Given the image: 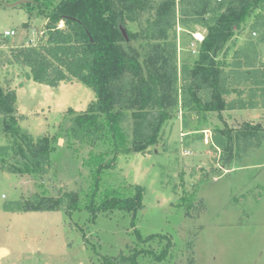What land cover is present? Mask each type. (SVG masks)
Returning <instances> with one entry per match:
<instances>
[{
	"label": "rangeland",
	"instance_id": "rangeland-1",
	"mask_svg": "<svg viewBox=\"0 0 264 264\" xmlns=\"http://www.w3.org/2000/svg\"><path fill=\"white\" fill-rule=\"evenodd\" d=\"M107 1L119 51L137 58L144 75L148 58L161 67L169 117L155 146L119 155L95 190L86 160L100 147L65 134L93 92L75 81L38 85L12 56L43 40L45 17L59 0H0V37L15 32L0 44V87L16 93L17 114L28 116L15 135L3 132L0 116V264H103L135 251L143 252L135 264H264V1L215 54L216 78L207 81L195 68L214 16H194V0ZM134 79L125 74L116 86L129 95ZM215 86L224 92L219 97ZM213 101L219 110L200 106ZM138 108L127 109L122 122L130 146L142 120ZM44 138L56 149L34 158ZM135 186L143 190L135 215L116 210L94 218L90 210L66 209L68 193L83 208L129 197ZM42 203L55 211H27ZM168 241L166 257L155 261L150 254Z\"/></svg>",
	"mask_w": 264,
	"mask_h": 264
},
{
	"label": "trees",
	"instance_id": "trees-1",
	"mask_svg": "<svg viewBox=\"0 0 264 264\" xmlns=\"http://www.w3.org/2000/svg\"><path fill=\"white\" fill-rule=\"evenodd\" d=\"M234 1L237 0L213 4L211 0H194L193 15L211 14L216 22L208 27L196 61L195 70L202 72V78L206 81L212 73V80L216 78L213 68L215 54L223 47L233 30L245 24L248 15L264 0H240L237 6ZM45 18L47 23L43 40L37 46L18 48L13 52V60L28 69L34 83L56 88L63 82L75 81L93 92L94 100L90 101L83 112L73 117L72 128L65 134L88 140L94 149L100 147L98 153L89 151L86 160L87 165L93 167L95 190H99L98 175L114 168L119 155L143 154L148 147L157 144L159 132L169 117L164 97L161 96L164 76L160 73L161 67L157 61L150 62L149 58L146 60L144 75L137 58H128L119 51L114 42V15L107 0H59L57 4L50 6ZM123 24L122 22L120 25L124 27ZM125 74L135 78L133 94L131 92L125 95L116 86V82ZM214 89L218 97L223 92L220 87L215 86ZM16 100L14 91H5L0 87V116L4 119L5 134L15 135L19 120L26 119L17 114ZM218 102L221 103L219 98ZM200 106L207 112L219 110L214 101ZM134 108H138L135 110L137 119L142 120L134 129L130 146L129 136L123 129L122 122L125 111ZM55 149L48 146V141L44 138L38 146L39 152L32 153V156L45 157ZM142 193V188L135 186L129 197L107 196L97 206L90 203L83 208L75 193L64 196L67 211L86 209L95 218L98 212L112 213L116 210L135 215L143 208ZM55 208L56 206L42 203L37 209L27 211L54 212ZM153 237H148L146 241ZM169 246L168 241L166 249L157 255H150L160 262L166 257ZM142 253L135 251L127 257L119 255L104 260L103 264H135V257Z\"/></svg>",
	"mask_w": 264,
	"mask_h": 264
},
{
	"label": "built area",
	"instance_id": "built-area-1",
	"mask_svg": "<svg viewBox=\"0 0 264 264\" xmlns=\"http://www.w3.org/2000/svg\"><path fill=\"white\" fill-rule=\"evenodd\" d=\"M15 35V32L12 30H7L4 31L0 37V44L5 40V39H9L12 38Z\"/></svg>",
	"mask_w": 264,
	"mask_h": 264
},
{
	"label": "crops",
	"instance_id": "crops-1",
	"mask_svg": "<svg viewBox=\"0 0 264 264\" xmlns=\"http://www.w3.org/2000/svg\"><path fill=\"white\" fill-rule=\"evenodd\" d=\"M38 85H40V84H38ZM45 88H49V87H47V86H44ZM18 97V96H17ZM92 100H94V99H92ZM91 100V101H92ZM20 114H22V113H20ZM23 116H26V117H28L27 115H24V114H22ZM5 250V249H4ZM6 251V250H5Z\"/></svg>",
	"mask_w": 264,
	"mask_h": 264
},
{
	"label": "water",
	"instance_id": "water-1",
	"mask_svg": "<svg viewBox=\"0 0 264 264\" xmlns=\"http://www.w3.org/2000/svg\"><path fill=\"white\" fill-rule=\"evenodd\" d=\"M3 251L6 252L4 249H1V250H0V254H1V255L4 253Z\"/></svg>",
	"mask_w": 264,
	"mask_h": 264
},
{
	"label": "bare ground",
	"instance_id": "bare-ground-1",
	"mask_svg": "<svg viewBox=\"0 0 264 264\" xmlns=\"http://www.w3.org/2000/svg\"><path fill=\"white\" fill-rule=\"evenodd\" d=\"M3 252H4V251H3ZM4 253H6V252H4ZM4 253H3V254H4Z\"/></svg>",
	"mask_w": 264,
	"mask_h": 264
}]
</instances>
